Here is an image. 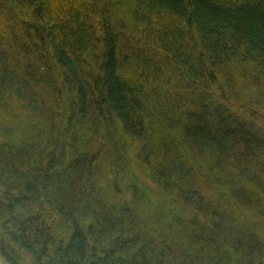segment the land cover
<instances>
[{
	"label": "trees",
	"instance_id": "trees-1",
	"mask_svg": "<svg viewBox=\"0 0 264 264\" xmlns=\"http://www.w3.org/2000/svg\"><path fill=\"white\" fill-rule=\"evenodd\" d=\"M1 264H264V0H0Z\"/></svg>",
	"mask_w": 264,
	"mask_h": 264
},
{
	"label": "water",
	"instance_id": "water-1",
	"mask_svg": "<svg viewBox=\"0 0 264 264\" xmlns=\"http://www.w3.org/2000/svg\"><path fill=\"white\" fill-rule=\"evenodd\" d=\"M1 264V263H0Z\"/></svg>",
	"mask_w": 264,
	"mask_h": 264
}]
</instances>
